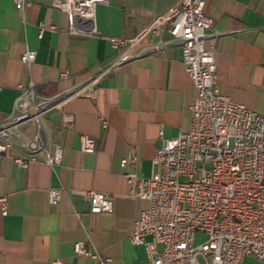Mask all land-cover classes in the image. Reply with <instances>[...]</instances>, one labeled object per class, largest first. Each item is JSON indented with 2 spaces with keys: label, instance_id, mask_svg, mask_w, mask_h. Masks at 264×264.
I'll list each match as a JSON object with an SVG mask.
<instances>
[{
  "label": "crops",
  "instance_id": "obj_1",
  "mask_svg": "<svg viewBox=\"0 0 264 264\" xmlns=\"http://www.w3.org/2000/svg\"><path fill=\"white\" fill-rule=\"evenodd\" d=\"M54 1L33 0L20 14L13 0H0V124L13 114L19 87L24 92L31 87L35 102L77 92L45 112L38 125L17 129L28 139L38 135L49 154L61 147L59 166L45 165L41 155L38 162L18 167L15 161L25 159L27 151L16 141L0 157V199L7 203L6 211L0 210V264H93L75 256L76 244L96 251L108 264H149L145 250L129 243L148 204L127 197L123 175L150 177L160 137L175 138L189 129L196 94L180 51L172 47L127 62L106 78L80 85L115 56L111 39H133L183 0H105L94 11L93 37L68 35L67 17L52 7ZM203 1V12L218 34L204 49H215L220 94L264 116V0ZM42 24L62 32L39 37ZM26 51L36 54L29 67L20 62ZM64 73L67 81L60 79ZM82 137L93 141V153L79 152ZM132 155L134 170L121 168V161ZM50 189L64 192L55 206L48 202ZM88 191L111 196L112 212L90 215L82 200L70 194ZM242 264L263 263L246 258Z\"/></svg>",
  "mask_w": 264,
  "mask_h": 264
},
{
  "label": "built area",
  "instance_id": "obj_2",
  "mask_svg": "<svg viewBox=\"0 0 264 264\" xmlns=\"http://www.w3.org/2000/svg\"><path fill=\"white\" fill-rule=\"evenodd\" d=\"M13 1L20 14L33 3ZM104 5L105 0H55L52 7L67 17L68 35L93 37L97 34L94 11ZM203 8V0H183L180 7L154 17L133 39H111L115 56L80 87L106 78L127 62L178 48L196 94L189 109V129L175 138L160 137L151 160L150 177L123 175L127 197L148 204L133 225L129 243L145 250L149 264H242L246 258L264 264V116L220 94L216 86L215 49H204V43L218 34L212 30ZM38 31L39 37L44 32H62L52 24H42ZM148 39L155 42L145 45ZM35 57L34 52L26 51L20 62L29 67ZM60 79L67 81V74H61ZM18 90L22 93L13 114L0 124V157L7 156L9 145L16 141L27 151L25 159L15 161L18 167L38 162L41 155L45 165L59 166L61 147H54L49 154L38 135L28 139L17 129L32 122L38 125L45 112L77 92L35 102L31 87L28 92L21 87ZM100 122L105 128V121L100 118ZM93 151V141L82 137L79 152ZM136 162L132 155L129 160H122L120 166L129 165L134 170ZM70 194L82 200L90 215L112 212L113 198L109 195L93 191ZM63 196L62 189H50L48 202L55 206ZM6 205V199L1 198L2 212ZM197 234L203 235L205 241L195 247ZM74 254L93 264L109 263L84 244L74 245Z\"/></svg>",
  "mask_w": 264,
  "mask_h": 264
},
{
  "label": "rangeland",
  "instance_id": "obj_3",
  "mask_svg": "<svg viewBox=\"0 0 264 264\" xmlns=\"http://www.w3.org/2000/svg\"><path fill=\"white\" fill-rule=\"evenodd\" d=\"M14 134V132H13ZM205 241V237L203 235L197 234L195 236L194 246L197 247ZM200 262V259L198 260Z\"/></svg>",
  "mask_w": 264,
  "mask_h": 264
},
{
  "label": "water",
  "instance_id": "obj_4",
  "mask_svg": "<svg viewBox=\"0 0 264 264\" xmlns=\"http://www.w3.org/2000/svg\"><path fill=\"white\" fill-rule=\"evenodd\" d=\"M76 92H71L70 94H68L69 96H72V95H74ZM68 96V97H69Z\"/></svg>",
  "mask_w": 264,
  "mask_h": 264
}]
</instances>
